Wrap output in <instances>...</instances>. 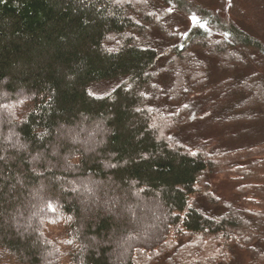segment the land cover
I'll use <instances>...</instances> for the list:
<instances>
[{
    "label": "trees",
    "instance_id": "16d2710c",
    "mask_svg": "<svg viewBox=\"0 0 264 264\" xmlns=\"http://www.w3.org/2000/svg\"><path fill=\"white\" fill-rule=\"evenodd\" d=\"M1 104L0 264H264V0H0ZM89 175L166 209L124 263L127 221L56 182ZM43 177L54 203L19 231Z\"/></svg>",
    "mask_w": 264,
    "mask_h": 264
},
{
    "label": "rangeland",
    "instance_id": "374dc122",
    "mask_svg": "<svg viewBox=\"0 0 264 264\" xmlns=\"http://www.w3.org/2000/svg\"><path fill=\"white\" fill-rule=\"evenodd\" d=\"M9 105H0V139L4 137V140L9 142L13 146L20 147L21 143L18 140V135L13 129L2 131L3 126H7L8 117L10 116ZM10 118V117H9ZM80 126V127H79ZM74 128H68L63 130V137L69 141L73 146L82 147L83 149L93 150L98 137V131L100 130L97 126L93 125H79ZM101 126V125H100ZM99 126V127H100ZM162 137V136H161ZM53 158H57L58 161L65 164L61 170L65 171L68 175H73L75 172L68 168L69 159L73 158V153H70L64 157H60L59 154H51ZM45 156H33V161L38 163L41 159L44 160ZM48 172L54 171L55 164H51L47 161ZM105 168H109V164L104 162ZM35 173L42 175L45 170L35 169ZM77 174H75L76 176ZM50 180V179H49ZM57 184L62 187L66 192L72 193L73 197L76 198L83 210L87 215H91L93 212L101 209L102 211L114 214L119 217L122 221L126 220V233L119 238L115 244L114 257L120 262L124 263L127 257H130L132 248L134 246L148 247V243L153 241L155 234L158 229L159 219L166 213V209L162 206H157V201L152 198H144L142 201L135 199L134 202L127 203L121 206V203L117 201L116 196L105 189V182L94 179L92 176L75 177L70 179L58 178ZM219 183V182H218ZM226 187L225 183L221 182ZM56 184V185H57ZM104 185V188L103 186ZM47 179L43 177L40 180V186L37 187V191L32 193L35 195L33 205L26 211L23 216L14 219L16 228L21 230H30L37 233L35 229V223L37 217L45 211L49 212L47 208L49 202H53V198H50L46 193L49 190L47 187ZM102 186V187H101ZM102 188V189H101ZM101 191H103V194ZM228 192H231L228 190ZM136 195V192H133ZM49 194V193H48ZM138 202V203H136ZM48 203V204H47ZM54 203V202H53ZM138 205V206H137ZM123 209V211L121 210ZM122 211V212H119ZM34 216V218H33ZM34 219V220H33ZM129 219V220H128ZM34 224V225H33ZM41 264H49L47 260L43 259Z\"/></svg>",
    "mask_w": 264,
    "mask_h": 264
},
{
    "label": "snow or ice",
    "instance_id": "6c2138e0",
    "mask_svg": "<svg viewBox=\"0 0 264 264\" xmlns=\"http://www.w3.org/2000/svg\"><path fill=\"white\" fill-rule=\"evenodd\" d=\"M193 22H195V18H193Z\"/></svg>",
    "mask_w": 264,
    "mask_h": 264
}]
</instances>
